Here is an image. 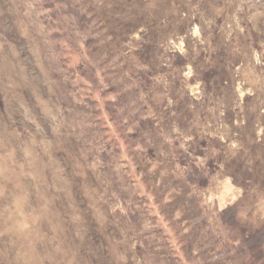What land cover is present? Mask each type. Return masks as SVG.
Instances as JSON below:
<instances>
[{
    "label": "rangeland",
    "instance_id": "374dc122",
    "mask_svg": "<svg viewBox=\"0 0 264 264\" xmlns=\"http://www.w3.org/2000/svg\"><path fill=\"white\" fill-rule=\"evenodd\" d=\"M0 264H264V0H0Z\"/></svg>",
    "mask_w": 264,
    "mask_h": 264
}]
</instances>
